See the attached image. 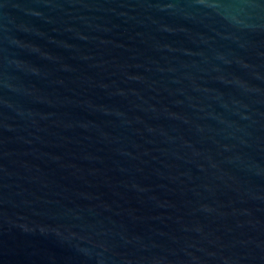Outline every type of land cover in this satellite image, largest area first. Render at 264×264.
Listing matches in <instances>:
<instances>
[{"label":"water","instance_id":"water-1","mask_svg":"<svg viewBox=\"0 0 264 264\" xmlns=\"http://www.w3.org/2000/svg\"><path fill=\"white\" fill-rule=\"evenodd\" d=\"M0 264H264V0H0Z\"/></svg>","mask_w":264,"mask_h":264}]
</instances>
